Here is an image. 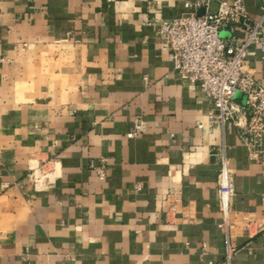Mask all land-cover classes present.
Masks as SVG:
<instances>
[{"label":"crops","instance_id":"0c3cea01","mask_svg":"<svg viewBox=\"0 0 264 264\" xmlns=\"http://www.w3.org/2000/svg\"><path fill=\"white\" fill-rule=\"evenodd\" d=\"M244 5L261 18L264 0ZM181 10L0 0V264H264V165L208 118L156 34ZM249 63L264 86L259 51ZM221 150L235 188L226 229Z\"/></svg>","mask_w":264,"mask_h":264},{"label":"built area","instance_id":"2783aa9c","mask_svg":"<svg viewBox=\"0 0 264 264\" xmlns=\"http://www.w3.org/2000/svg\"><path fill=\"white\" fill-rule=\"evenodd\" d=\"M178 1L180 12L156 22L174 75L198 87L211 105L208 118L236 127L248 157L264 165V86L249 63L253 51H259L264 61V5L261 18L250 21L244 0ZM238 28L244 30L243 36L236 33ZM216 156L218 209L223 216L219 227L226 229L235 188L224 151Z\"/></svg>","mask_w":264,"mask_h":264}]
</instances>
